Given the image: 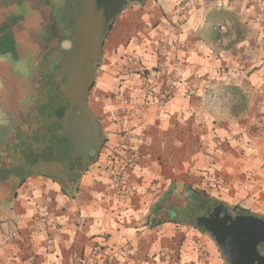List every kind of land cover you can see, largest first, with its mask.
<instances>
[{"label":"crops","instance_id":"obj_1","mask_svg":"<svg viewBox=\"0 0 264 264\" xmlns=\"http://www.w3.org/2000/svg\"><path fill=\"white\" fill-rule=\"evenodd\" d=\"M184 1L144 0L117 15L88 97L106 140L99 158L74 183L29 174L0 185V264H82L95 244L117 252L112 264H198L199 248L204 264H225L208 233L161 219V200L195 190L264 216V9L198 0L183 11ZM34 29L31 14L0 6V105L17 96ZM172 41L178 47L159 55ZM158 57L177 72L163 109L147 106L144 94ZM152 79L166 85L160 74ZM127 146L138 154L127 170L137 192L123 201L110 166ZM41 206L56 222L47 241L33 227Z\"/></svg>","mask_w":264,"mask_h":264},{"label":"flooded vegetation","instance_id":"obj_2","mask_svg":"<svg viewBox=\"0 0 264 264\" xmlns=\"http://www.w3.org/2000/svg\"><path fill=\"white\" fill-rule=\"evenodd\" d=\"M10 5L31 14L35 29L30 39L33 52L19 66L17 96L12 102L0 105V185L9 182L11 177L20 181L29 174H53L51 177L59 182L74 183L96 162L106 142L100 121L89 109L88 93V111L100 125L97 154L90 159H69L72 147L69 116L76 111L65 94L67 83L59 70L74 46L75 0H0L1 7ZM99 58L92 62L94 74ZM213 201L187 191L174 198L169 195L158 207L160 218L196 226L193 218L201 215L205 205ZM227 209L232 215L254 214L234 207L227 206ZM214 244L225 264H229Z\"/></svg>","mask_w":264,"mask_h":264},{"label":"water","instance_id":"obj_3","mask_svg":"<svg viewBox=\"0 0 264 264\" xmlns=\"http://www.w3.org/2000/svg\"><path fill=\"white\" fill-rule=\"evenodd\" d=\"M142 1L75 0L74 46L59 70L67 83L65 94L76 111L69 116V159H90L97 154L100 125L87 108L94 78L92 62L101 55L109 24L128 3ZM193 221L210 235L229 264H264V217L232 215L223 202L213 201Z\"/></svg>","mask_w":264,"mask_h":264},{"label":"built area","instance_id":"obj_4","mask_svg":"<svg viewBox=\"0 0 264 264\" xmlns=\"http://www.w3.org/2000/svg\"><path fill=\"white\" fill-rule=\"evenodd\" d=\"M198 0H185L180 6V8L185 11L189 8L194 7L197 4ZM252 5H258L264 9V0H251ZM178 47V43L172 41L170 43H166V45L162 48V52L159 55L166 56V54L171 50ZM158 52V50H157ZM127 61L142 69V64L139 58L134 56H128ZM142 71H144L142 69ZM149 74L152 75L151 78L147 79L144 87L145 94V104L147 106H154L157 109H163L165 105L171 99L175 85L177 82V72L175 68L170 67L165 64L164 58L158 57L156 59L155 67L151 71H148ZM160 74L166 78V85L163 88H157L155 84V80L152 78L157 77ZM129 111H127L126 116H129ZM124 134L128 132V129H122ZM125 141H129L128 138H125ZM215 145H220L222 141L219 138L214 139ZM125 149V154L119 159L118 164H111L110 172H111V184L115 188L116 196L119 200H126L137 192V187L133 182H130L127 170L132 167L138 157V154L134 151H131L130 148ZM33 227L36 232L43 233L44 239L47 241L49 239V231L54 230L56 228V222L51 214L48 212L47 206H41L38 208L37 214L33 221ZM4 240H11L13 238V234L10 232H6L2 235ZM126 254L129 253V249H124ZM198 254V264H204L205 262V250L203 248H199L197 250ZM117 252L114 250L103 246L101 244H95L89 253L85 255L81 263L82 264H112L116 261ZM118 264H122L119 262ZM186 264V263H183Z\"/></svg>","mask_w":264,"mask_h":264},{"label":"trees","instance_id":"obj_5","mask_svg":"<svg viewBox=\"0 0 264 264\" xmlns=\"http://www.w3.org/2000/svg\"><path fill=\"white\" fill-rule=\"evenodd\" d=\"M194 191H195V190H194ZM194 191H193V193H198L197 191H195V192H194ZM234 208L238 209V210L241 211V212H245V213H246V212H249L247 209H244V208H242V207H239L238 205H235Z\"/></svg>","mask_w":264,"mask_h":264},{"label":"rangeland","instance_id":"obj_6","mask_svg":"<svg viewBox=\"0 0 264 264\" xmlns=\"http://www.w3.org/2000/svg\"><path fill=\"white\" fill-rule=\"evenodd\" d=\"M178 190H180V189H177V191H178ZM204 195L209 196V197H213V196H211L210 194H208V193H206V192H204ZM219 255H220V253H219Z\"/></svg>","mask_w":264,"mask_h":264}]
</instances>
